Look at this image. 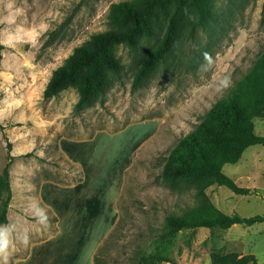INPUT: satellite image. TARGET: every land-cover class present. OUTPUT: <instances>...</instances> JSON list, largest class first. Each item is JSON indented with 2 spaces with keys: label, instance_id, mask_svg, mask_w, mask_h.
Returning <instances> with one entry per match:
<instances>
[{
  "label": "rangeland",
  "instance_id": "374dc122",
  "mask_svg": "<svg viewBox=\"0 0 264 264\" xmlns=\"http://www.w3.org/2000/svg\"><path fill=\"white\" fill-rule=\"evenodd\" d=\"M119 1L129 0H0V174L13 158L5 225L30 234L27 247L16 241L9 264H137L133 256L153 249L166 215L202 198L227 215L264 216L262 145L222 166L247 195L217 185L200 194L161 177L176 142L264 52V0H215V24L181 34L175 52L137 88L134 73L158 41L141 35L135 51L116 47L121 71L89 105L76 109L73 88L44 99L51 72L107 29L109 7ZM205 51L214 61L207 72L199 70ZM225 76L231 86L220 93ZM253 126L264 137V119ZM38 207L50 218L46 231L34 218ZM230 253L264 264V222L183 229L167 255L210 264L211 254Z\"/></svg>",
  "mask_w": 264,
  "mask_h": 264
},
{
  "label": "trees",
  "instance_id": "16d2710c",
  "mask_svg": "<svg viewBox=\"0 0 264 264\" xmlns=\"http://www.w3.org/2000/svg\"><path fill=\"white\" fill-rule=\"evenodd\" d=\"M214 1L129 0L112 3L107 13V29L92 34L75 47L51 72L43 89V98L50 99L73 88L78 95L76 109L89 105L121 71L116 47L125 45L135 51L139 35L147 40H158L134 73L132 87L141 86L157 66L175 52L176 41L181 34L210 29L215 24ZM160 28L162 32L158 35L157 29ZM2 49L0 42V61ZM235 84L211 106L195 129L173 146L161 172L164 181L171 185L183 183L192 186L200 194L212 185L224 186L236 195L249 194V189L239 187L223 174L222 166L236 163L249 146H264V137L255 134L253 126L254 118L264 119V52ZM11 158L0 174V225L7 224ZM261 222H264V216L227 215L202 198L198 205L187 207L180 214H167L163 233L149 243L153 249L138 251L133 256L134 263L178 264L167 253L174 235L183 229H228L236 224L251 226ZM210 264L257 262L252 254L239 257L230 253L211 254Z\"/></svg>",
  "mask_w": 264,
  "mask_h": 264
},
{
  "label": "clouds",
  "instance_id": "9594fccd",
  "mask_svg": "<svg viewBox=\"0 0 264 264\" xmlns=\"http://www.w3.org/2000/svg\"><path fill=\"white\" fill-rule=\"evenodd\" d=\"M203 63L199 70L207 72L213 65V57L211 53L205 51L201 53ZM231 86V78L225 76L220 82L217 91L223 93ZM34 218L40 225L42 231H46L50 227V218L46 211L37 208L34 212ZM27 247L30 243V234L26 229L17 230L15 225H0V264H9L10 258L15 251L16 241Z\"/></svg>",
  "mask_w": 264,
  "mask_h": 264
}]
</instances>
